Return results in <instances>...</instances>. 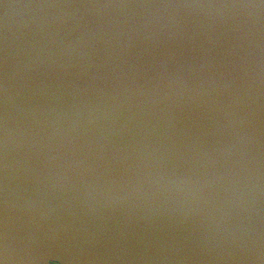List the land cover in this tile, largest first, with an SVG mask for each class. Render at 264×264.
I'll list each match as a JSON object with an SVG mask.
<instances>
[{"label": "water", "instance_id": "obj_1", "mask_svg": "<svg viewBox=\"0 0 264 264\" xmlns=\"http://www.w3.org/2000/svg\"><path fill=\"white\" fill-rule=\"evenodd\" d=\"M0 264H264V0H0Z\"/></svg>", "mask_w": 264, "mask_h": 264}, {"label": "flooded vegetation", "instance_id": "obj_2", "mask_svg": "<svg viewBox=\"0 0 264 264\" xmlns=\"http://www.w3.org/2000/svg\"><path fill=\"white\" fill-rule=\"evenodd\" d=\"M11 232L12 231H5V230L0 231V251L3 249L6 250V241L3 238H8V241L16 246L20 243V239L16 238L17 236H15ZM53 260L58 261V264H62L61 261L56 259H47L45 260V262H42V264H51Z\"/></svg>", "mask_w": 264, "mask_h": 264}, {"label": "snow or ice", "instance_id": "obj_3", "mask_svg": "<svg viewBox=\"0 0 264 264\" xmlns=\"http://www.w3.org/2000/svg\"><path fill=\"white\" fill-rule=\"evenodd\" d=\"M51 264H58V261L53 260Z\"/></svg>", "mask_w": 264, "mask_h": 264}, {"label": "rangeland", "instance_id": "obj_4", "mask_svg": "<svg viewBox=\"0 0 264 264\" xmlns=\"http://www.w3.org/2000/svg\"><path fill=\"white\" fill-rule=\"evenodd\" d=\"M0 231H1V229H0Z\"/></svg>", "mask_w": 264, "mask_h": 264}]
</instances>
